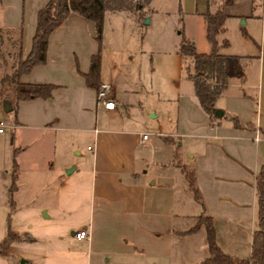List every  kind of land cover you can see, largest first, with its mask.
I'll use <instances>...</instances> for the list:
<instances>
[{"label":"crops","instance_id":"0c3cea01","mask_svg":"<svg viewBox=\"0 0 264 264\" xmlns=\"http://www.w3.org/2000/svg\"><path fill=\"white\" fill-rule=\"evenodd\" d=\"M47 1L0 0V27L21 29L24 55L32 45L38 10ZM178 1L181 39L194 42V19L207 39V0ZM254 2L227 5L224 29L216 35L218 52L236 59L215 107L236 115L245 126L235 127L229 116L211 121L193 86L186 89L177 82L173 126L153 140L128 114L119 77L104 73L102 54L99 83H110L114 108L98 103V88L86 82L83 74L99 48L94 21L70 12L52 30L46 60L19 77L21 82L54 84L51 95L16 102L12 86L1 89L0 113L7 112L9 121L0 134H6L5 146L10 142L14 148L12 196L22 188L46 187L57 196L38 205L43 213L36 220L43 225L38 232L12 231L17 239L2 256L16 242L27 248L22 264H196L209 256L204 224L188 232L202 213L213 218L224 252L250 256L255 181L264 164V0L260 15L254 13ZM117 17L132 18L138 26L147 22L135 11L108 10L104 25ZM228 30L240 33L236 47ZM147 112L157 117L155 109ZM4 170L11 177L9 167ZM187 170L193 172L196 194ZM66 191L68 196L61 197ZM72 210L78 218H70ZM82 228L88 237L74 235Z\"/></svg>","mask_w":264,"mask_h":264},{"label":"rangeland","instance_id":"374dc122","mask_svg":"<svg viewBox=\"0 0 264 264\" xmlns=\"http://www.w3.org/2000/svg\"><path fill=\"white\" fill-rule=\"evenodd\" d=\"M178 5V0H152V10L146 16L149 20L142 26H138L132 18L127 17H117L110 22L106 21L103 25L101 37L103 71L109 76L114 72L116 77H119L121 97L125 102L128 114L133 122L139 123V128L150 133L151 140L157 137L159 131L168 133L173 126V113L176 109L175 97L179 92L177 82L184 85L186 89H191L193 86L189 76L193 72L192 60L179 51V40L184 35V26L178 19ZM261 8L262 0H255L254 13L256 15H260ZM203 22L205 25L204 18ZM191 28L196 50L209 51V42L205 38L203 30H200L196 19L192 22ZM179 30L180 33H178ZM238 35H240L238 31L228 30L227 38L232 47L237 46ZM9 49L11 54L7 55L6 52ZM226 49L230 50V45ZM255 51L253 49L251 53L254 54ZM0 52L6 59L4 61L0 53L1 100L2 90L11 86L2 87L1 76L4 71L12 70L13 63L17 61V49L16 47L10 48L5 42L0 46ZM149 108L158 112L157 117L150 116L147 112ZM1 111L2 107L0 106ZM0 115L2 114L0 113ZM169 115L172 121L167 118ZM2 118L7 124L8 113L4 112ZM6 138V134H0V165H2L0 168V243L9 231L38 232V229L43 226L36 222L43 215L38 208L39 204L57 196L55 190L51 193L47 187L38 191L22 188L12 196L14 203L10 205L11 178L5 177L4 168L9 167V171H11L14 163V155L11 154V151L14 148H10V142L5 146L6 140L4 139ZM5 152L6 155L3 156ZM44 186L42 185V187ZM60 196H68V192L66 191L65 194L60 192ZM35 202L37 203L36 207ZM72 213L70 218H78L75 211L72 210ZM70 218L67 216V220ZM33 219V222H29ZM26 253L27 248L23 244L15 242L10 246L8 254L2 256L4 253H0V264H19Z\"/></svg>","mask_w":264,"mask_h":264},{"label":"trees","instance_id":"16d2710c","mask_svg":"<svg viewBox=\"0 0 264 264\" xmlns=\"http://www.w3.org/2000/svg\"><path fill=\"white\" fill-rule=\"evenodd\" d=\"M152 0H48L37 13L35 32L32 38V45L29 52L24 55L22 51V31L13 28L0 27V46L5 42L10 48L16 47L17 61L13 63L11 71H4L1 76L2 87L11 85L14 91L16 102L36 97H49L54 84L51 83H29L21 82L19 77L22 73L28 72L34 65L46 60L48 38L52 30L62 24L70 12H76L94 21L95 34L99 48L91 57L89 71L84 73L86 82L90 86H99V72L101 64V37L104 25L105 12L108 10H129L138 12L140 17L146 15L151 9ZM233 0H207V9L204 12L206 37L212 44L207 52L196 50L194 43L188 38H182L179 43V51L184 56H189L193 63V72L189 75L194 88V94L199 105L210 116L211 121L222 116H229L235 127L245 126L236 115H227L222 111L220 114L215 110V101L224 89L227 80L229 67L236 56L218 52L216 35L224 29L226 18L225 8ZM227 44L225 39L222 42ZM2 59L6 61L4 54ZM8 53V54H7ZM11 54L10 49L6 52ZM5 88V87H4ZM3 88V89H4ZM16 106L14 107V109ZM16 162L12 165L10 173V202H13L12 195L16 187ZM186 170V169H184ZM189 185L194 188L193 172H185ZM256 217L255 229L251 239V253L248 258L236 257L224 252L218 245L215 237L213 218L207 214H200L198 222L188 232L194 231L200 224L206 228V246L209 256L196 264H264V164L256 175ZM197 196V195H196ZM17 239V236L9 231L1 240L0 253L8 250L10 243Z\"/></svg>","mask_w":264,"mask_h":264},{"label":"built area","instance_id":"2783aa9c","mask_svg":"<svg viewBox=\"0 0 264 264\" xmlns=\"http://www.w3.org/2000/svg\"><path fill=\"white\" fill-rule=\"evenodd\" d=\"M110 91H111L110 83L101 81L97 89L96 98L98 103H101L103 106H105L108 109H113L115 102L113 98L110 96ZM5 126L6 123H4L2 115H0V132L4 130ZM147 138H148V133L144 132L142 134V140H146ZM256 139H258V137H256ZM74 235L78 238H86L89 236V232L87 229L82 228L75 231Z\"/></svg>","mask_w":264,"mask_h":264},{"label":"water","instance_id":"95a60500","mask_svg":"<svg viewBox=\"0 0 264 264\" xmlns=\"http://www.w3.org/2000/svg\"><path fill=\"white\" fill-rule=\"evenodd\" d=\"M144 21H148V17H145ZM7 108H9V107H7ZM215 110H216V112L219 113V114L223 111L222 109H220V108H216V107H215Z\"/></svg>","mask_w":264,"mask_h":264}]
</instances>
